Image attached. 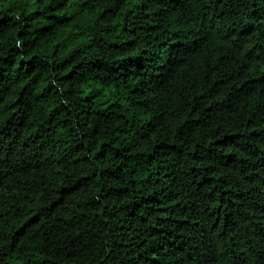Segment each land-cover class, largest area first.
Here are the masks:
<instances>
[{"label":"trees","instance_id":"obj_1","mask_svg":"<svg viewBox=\"0 0 264 264\" xmlns=\"http://www.w3.org/2000/svg\"><path fill=\"white\" fill-rule=\"evenodd\" d=\"M0 264H264V0H0Z\"/></svg>","mask_w":264,"mask_h":264}]
</instances>
